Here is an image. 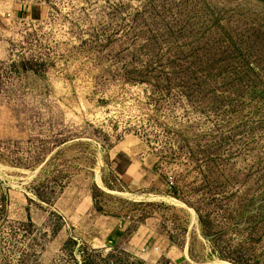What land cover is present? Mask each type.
Segmentation results:
<instances>
[{
    "label": "rangeland",
    "instance_id": "obj_1",
    "mask_svg": "<svg viewBox=\"0 0 264 264\" xmlns=\"http://www.w3.org/2000/svg\"><path fill=\"white\" fill-rule=\"evenodd\" d=\"M0 264H264V0H0Z\"/></svg>",
    "mask_w": 264,
    "mask_h": 264
},
{
    "label": "crops",
    "instance_id": "obj_2",
    "mask_svg": "<svg viewBox=\"0 0 264 264\" xmlns=\"http://www.w3.org/2000/svg\"><path fill=\"white\" fill-rule=\"evenodd\" d=\"M139 245H141V242H140V244ZM140 249V251L143 249L142 247H140V246H138V247H136L135 249Z\"/></svg>",
    "mask_w": 264,
    "mask_h": 264
},
{
    "label": "bare ground",
    "instance_id": "obj_3",
    "mask_svg": "<svg viewBox=\"0 0 264 264\" xmlns=\"http://www.w3.org/2000/svg\"><path fill=\"white\" fill-rule=\"evenodd\" d=\"M169 200H171V201H174V199H172V198H168Z\"/></svg>",
    "mask_w": 264,
    "mask_h": 264
}]
</instances>
